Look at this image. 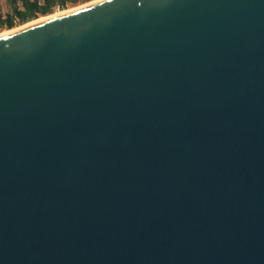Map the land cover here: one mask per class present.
Instances as JSON below:
<instances>
[{
	"label": "water",
	"instance_id": "obj_1",
	"mask_svg": "<svg viewBox=\"0 0 264 264\" xmlns=\"http://www.w3.org/2000/svg\"><path fill=\"white\" fill-rule=\"evenodd\" d=\"M0 264H264V0L0 37Z\"/></svg>",
	"mask_w": 264,
	"mask_h": 264
},
{
	"label": "trees",
	"instance_id": "obj_2",
	"mask_svg": "<svg viewBox=\"0 0 264 264\" xmlns=\"http://www.w3.org/2000/svg\"><path fill=\"white\" fill-rule=\"evenodd\" d=\"M90 0H8V13L4 17L0 15V29H10L16 22L24 24L39 16L52 14L55 9L63 10L68 5Z\"/></svg>",
	"mask_w": 264,
	"mask_h": 264
},
{
	"label": "bare ground",
	"instance_id": "obj_3",
	"mask_svg": "<svg viewBox=\"0 0 264 264\" xmlns=\"http://www.w3.org/2000/svg\"><path fill=\"white\" fill-rule=\"evenodd\" d=\"M104 1H106V0H90V1H87V2H85L83 4H80V5L71 7V8H66V9H63V10L56 11V12H54L52 14L39 16L38 18H36L34 20H31V21H28V22H26L24 24H21L19 26H15V27H12L10 29H5V30L0 31V37L13 35V34L19 32L21 30H24L26 28H29V27H32V26L47 22L49 20H52V19H55V18H58V17L67 16L69 14H72L74 12H77L79 10H82L84 8L90 7L92 5H95L97 3L104 2Z\"/></svg>",
	"mask_w": 264,
	"mask_h": 264
},
{
	"label": "crops",
	"instance_id": "obj_4",
	"mask_svg": "<svg viewBox=\"0 0 264 264\" xmlns=\"http://www.w3.org/2000/svg\"><path fill=\"white\" fill-rule=\"evenodd\" d=\"M7 1L8 0H0V15H2V17H4L5 14L9 12L7 8Z\"/></svg>",
	"mask_w": 264,
	"mask_h": 264
},
{
	"label": "rangeland",
	"instance_id": "obj_5",
	"mask_svg": "<svg viewBox=\"0 0 264 264\" xmlns=\"http://www.w3.org/2000/svg\"><path fill=\"white\" fill-rule=\"evenodd\" d=\"M83 3H85V2H79V3L75 4V5H68L67 8H71V7H74V6H77V5L83 4ZM56 11H59V9H55V10L53 11V13L56 12ZM19 25H21V24H19V23L16 22L15 26H19ZM15 26H14V27H15ZM2 30H5V28L0 29V31H2Z\"/></svg>",
	"mask_w": 264,
	"mask_h": 264
}]
</instances>
